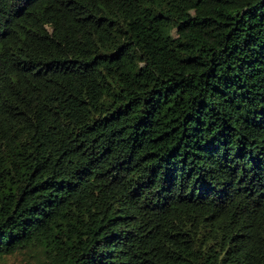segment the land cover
<instances>
[{
    "label": "trees",
    "instance_id": "1",
    "mask_svg": "<svg viewBox=\"0 0 264 264\" xmlns=\"http://www.w3.org/2000/svg\"><path fill=\"white\" fill-rule=\"evenodd\" d=\"M264 264V0H0V264Z\"/></svg>",
    "mask_w": 264,
    "mask_h": 264
},
{
    "label": "rangeland",
    "instance_id": "2",
    "mask_svg": "<svg viewBox=\"0 0 264 264\" xmlns=\"http://www.w3.org/2000/svg\"><path fill=\"white\" fill-rule=\"evenodd\" d=\"M7 264H24L20 258H11Z\"/></svg>",
    "mask_w": 264,
    "mask_h": 264
}]
</instances>
